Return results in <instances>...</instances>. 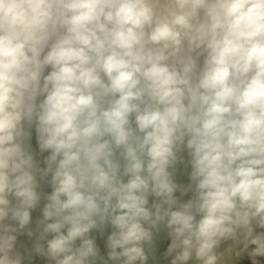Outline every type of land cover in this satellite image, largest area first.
<instances>
[{"label":"clouds","instance_id":"obj_1","mask_svg":"<svg viewBox=\"0 0 264 264\" xmlns=\"http://www.w3.org/2000/svg\"><path fill=\"white\" fill-rule=\"evenodd\" d=\"M0 264H264V0H0Z\"/></svg>","mask_w":264,"mask_h":264}]
</instances>
